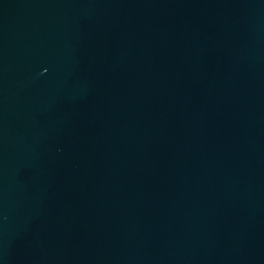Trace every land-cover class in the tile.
<instances>
[{
  "label": "water",
  "instance_id": "obj_1",
  "mask_svg": "<svg viewBox=\"0 0 264 264\" xmlns=\"http://www.w3.org/2000/svg\"><path fill=\"white\" fill-rule=\"evenodd\" d=\"M0 264H264V0H0Z\"/></svg>",
  "mask_w": 264,
  "mask_h": 264
}]
</instances>
